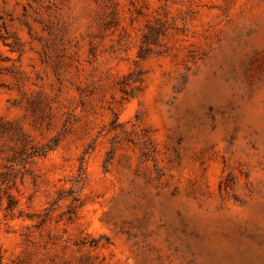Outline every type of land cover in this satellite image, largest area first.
I'll list each match as a JSON object with an SVG mask.
<instances>
[{
    "label": "rangeland",
    "instance_id": "obj_1",
    "mask_svg": "<svg viewBox=\"0 0 264 264\" xmlns=\"http://www.w3.org/2000/svg\"><path fill=\"white\" fill-rule=\"evenodd\" d=\"M0 255L264 264V0H0Z\"/></svg>",
    "mask_w": 264,
    "mask_h": 264
},
{
    "label": "trees",
    "instance_id": "obj_2",
    "mask_svg": "<svg viewBox=\"0 0 264 264\" xmlns=\"http://www.w3.org/2000/svg\"><path fill=\"white\" fill-rule=\"evenodd\" d=\"M7 197H8V206L6 208H11L13 205V201L11 200L10 195H8ZM1 260H2V257L0 255V264H1Z\"/></svg>",
    "mask_w": 264,
    "mask_h": 264
}]
</instances>
